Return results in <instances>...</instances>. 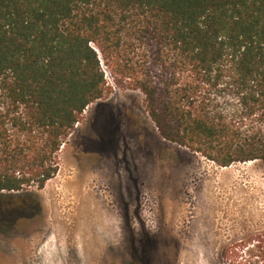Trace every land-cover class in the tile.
<instances>
[{
    "label": "trees",
    "instance_id": "1",
    "mask_svg": "<svg viewBox=\"0 0 264 264\" xmlns=\"http://www.w3.org/2000/svg\"><path fill=\"white\" fill-rule=\"evenodd\" d=\"M104 63L165 140L264 170V0H0V191L56 176ZM240 245L260 258L264 230Z\"/></svg>",
    "mask_w": 264,
    "mask_h": 264
},
{
    "label": "rangeland",
    "instance_id": "2",
    "mask_svg": "<svg viewBox=\"0 0 264 264\" xmlns=\"http://www.w3.org/2000/svg\"><path fill=\"white\" fill-rule=\"evenodd\" d=\"M102 66L111 92L84 112L56 176L0 191V264H264L240 245L264 230L261 163L222 167L165 140L144 94Z\"/></svg>",
    "mask_w": 264,
    "mask_h": 264
},
{
    "label": "bare ground",
    "instance_id": "3",
    "mask_svg": "<svg viewBox=\"0 0 264 264\" xmlns=\"http://www.w3.org/2000/svg\"><path fill=\"white\" fill-rule=\"evenodd\" d=\"M250 162H252V161H250Z\"/></svg>",
    "mask_w": 264,
    "mask_h": 264
}]
</instances>
